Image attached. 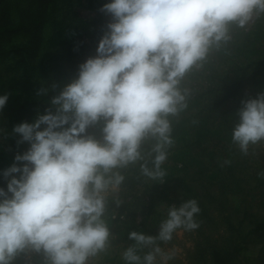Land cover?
I'll list each match as a JSON object with an SVG mask.
<instances>
[{
    "label": "clouds",
    "instance_id": "1",
    "mask_svg": "<svg viewBox=\"0 0 264 264\" xmlns=\"http://www.w3.org/2000/svg\"><path fill=\"white\" fill-rule=\"evenodd\" d=\"M100 11L113 19L97 55L79 65L43 114L13 128L17 143L30 146L3 171L0 264L26 249L43 251L47 264H90L107 252L106 210L125 181L121 170L144 161L141 174L163 182L173 144L168 117L187 107L181 81L231 39L230 24L243 28L264 15V0H109ZM48 92L41 87L37 95ZM9 95L0 94V112ZM238 117L232 142L247 155L264 141V93L245 101ZM101 120L98 140L87 130ZM149 140L150 162L142 151ZM201 211L197 198L167 206L156 235L128 234L134 244L122 251L123 264H173L176 237L200 229Z\"/></svg>",
    "mask_w": 264,
    "mask_h": 264
},
{
    "label": "trees",
    "instance_id": "2",
    "mask_svg": "<svg viewBox=\"0 0 264 264\" xmlns=\"http://www.w3.org/2000/svg\"><path fill=\"white\" fill-rule=\"evenodd\" d=\"M108 2L0 0V94H10L0 112V187L5 191L3 171L30 146L27 142L17 143L20 137L13 128L43 114L51 98L77 78L79 65L97 55L98 43L113 19L100 11ZM82 6L94 17L82 18ZM229 34L227 43L214 46L202 66L193 67L181 81V89L188 90L187 107L168 117L173 144L168 149L163 182L144 177L141 161L121 170L125 176L121 187L131 191L141 184L148 187L152 181L163 191L177 190V205L189 198L199 200L202 223L196 231L200 236L195 247L196 264H264V218H258L247 206L242 222L236 223L232 205L234 200L264 198V168L252 176L251 147L245 155L232 142V130L244 102L264 93V15L256 17L250 29L230 24ZM52 84L57 85L54 90ZM41 87L49 89L47 95H37ZM102 127L103 120L89 126L87 133L102 140ZM154 143L149 140L142 147L146 161L152 158ZM148 221L152 227L160 222L152 215L139 225L132 223L126 235L110 244L124 243L126 249L134 244L128 234H147ZM220 226L227 233L222 242L213 236ZM253 243L263 245L260 256H243V247ZM117 259L123 264L121 255L113 257Z\"/></svg>",
    "mask_w": 264,
    "mask_h": 264
},
{
    "label": "rangeland",
    "instance_id": "3",
    "mask_svg": "<svg viewBox=\"0 0 264 264\" xmlns=\"http://www.w3.org/2000/svg\"><path fill=\"white\" fill-rule=\"evenodd\" d=\"M79 13L82 18L87 20L94 17V13H92L85 6H82L79 9ZM255 19L256 17H254L245 27L250 29L254 24ZM197 91L201 92V89L199 88ZM2 147L3 146L0 143V148ZM250 147L251 172L253 176L256 174L257 169L264 168V141ZM177 166L178 168L182 167L179 164ZM126 190V188L121 187L120 192L116 196H110L108 199L106 219L113 234L111 242L116 238L118 239L121 238V236L126 235L129 232V227H133L132 223L139 225L142 221H145L148 216L151 217L152 215L159 217V220H161L165 214L167 206L176 204V202L179 201L177 190L170 188L168 191H163V188L157 186L152 181L149 182L148 187L142 186L141 184L134 190ZM117 199L121 202L120 205L123 203L127 205H122L123 207L120 205L117 206ZM232 205L235 208L236 223L242 222L247 206L249 209L251 206V211L258 218L261 220L264 218V198L260 199L258 197H251L250 201H247V198L246 200H234ZM215 215L218 216V213L216 212ZM152 226L151 221H148L146 224V228H148L146 229V232L147 234L156 235L158 231V224L154 227ZM248 229L249 228H247L245 232H247ZM226 234L225 228L220 226L213 236L222 242L223 238L225 239ZM206 235L210 236L207 232ZM197 242H200V236L197 232L181 233L178 237H176L174 243L180 249V252L178 258L173 262V264H196L195 247ZM262 247V244H249L243 247L242 255L245 257L257 258L260 256ZM124 249V243L118 242L113 245L111 243L107 252L93 258L90 261V264H112V262H114L113 264H120L121 261L118 259L117 261L113 260V257L115 255H121ZM12 264H47V258L43 251L36 252L31 249H26L24 252H20L16 255Z\"/></svg>",
    "mask_w": 264,
    "mask_h": 264
}]
</instances>
